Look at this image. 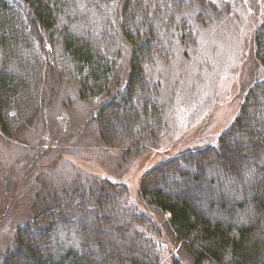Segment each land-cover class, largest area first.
I'll return each mask as SVG.
<instances>
[{"label": "trees", "instance_id": "1", "mask_svg": "<svg viewBox=\"0 0 264 264\" xmlns=\"http://www.w3.org/2000/svg\"><path fill=\"white\" fill-rule=\"evenodd\" d=\"M9 1L0 0L1 132L14 136L25 130L23 124L43 120L46 100L41 108L39 88L43 90L45 52L57 58L63 80L79 86L81 99L106 97L94 118L102 126L104 145L147 150L161 140L165 120L151 87L160 85L145 68L169 58L179 41L186 45L196 37L191 33H197L193 20L187 25L176 22L178 10L188 6L186 0ZM195 5L181 13H197ZM71 28L93 34L90 42L71 35ZM118 30L134 49L124 78L117 62L101 53L109 34ZM43 33L49 36L51 52L43 42L34 44L32 37ZM255 41L257 59L264 62V23ZM116 120L125 122V132L112 135ZM231 141L245 145L236 148H250L251 159L241 168L234 167L239 158L230 154ZM96 179L97 188L90 193L70 189L58 195L47 216L31 221V230L18 229L0 264H149L150 257L159 264L158 247L149 249L131 234L143 235V227L149 232L154 225L136 208L125 210L123 205L130 202L127 186ZM139 190L150 206L170 213L167 226L187 245L195 264H264V79L247 90L217 146L157 164ZM195 194L199 198L194 199ZM123 212L133 214V219L126 218L131 224L124 225ZM113 217L121 223L112 225Z\"/></svg>", "mask_w": 264, "mask_h": 264}, {"label": "rangeland", "instance_id": "2", "mask_svg": "<svg viewBox=\"0 0 264 264\" xmlns=\"http://www.w3.org/2000/svg\"><path fill=\"white\" fill-rule=\"evenodd\" d=\"M195 3L198 12L188 17L195 22L197 33H191L196 37L186 45L179 41L169 58H159L145 68L162 86L164 98L159 104L170 125L155 146L137 150L130 144L104 145L102 126L94 118L105 96L81 99L79 86L59 79L55 71H49L43 85V120L23 124L25 130L14 136L0 130V260L12 247L17 230H31V221L47 216L58 195L65 196L70 189L79 194L91 189L90 193L97 188L98 177L127 186L130 202L123 207L129 212L136 208L154 225L149 235L158 245L160 264H195L187 245L168 230L170 213L150 206L140 195V184L165 160L217 146L239 113L247 90L264 79V62L257 59L255 41L264 23V0H220L221 5L203 11L204 1ZM116 38L106 49L119 63L117 72L126 76L132 46L121 33ZM119 45L123 57L115 55ZM125 128V122L114 121L112 135L124 133ZM230 146L231 156L239 158L236 169L249 163L250 148H236L245 146L238 141ZM120 217L129 225L126 218L133 219V214L123 212ZM113 219L112 225L121 223Z\"/></svg>", "mask_w": 264, "mask_h": 264}, {"label": "bare ground", "instance_id": "3", "mask_svg": "<svg viewBox=\"0 0 264 264\" xmlns=\"http://www.w3.org/2000/svg\"><path fill=\"white\" fill-rule=\"evenodd\" d=\"M9 1V0H8ZM15 1H19V0H15ZM204 1V0H203ZM10 2V4L11 5H14V6H16V4L15 3H13V2H11V1H9ZM193 2H195V0H186V3L185 4H188V6H184V5H182L181 7H182V11L184 10L185 11V9L187 8V7H189V5H191ZM20 5H21V8H23V7H25V3L24 2H20L19 3ZM212 5H214V6H219V5H221L220 4V0H206V3H204V7H206V8H209L210 6H212ZM226 10V9H225ZM171 11H174V9L173 10H171ZM182 11H180L179 12V10H178V12H177V20H176V22H177V24H182L183 22H185V25H187L188 24V22L189 21H191V17H188V15H192V14H188L187 12H185V14L183 13H181ZM227 11H225V13H226ZM116 20H117V22L119 21V19H117L116 18ZM189 24H191V23H189ZM43 29V28H42ZM41 29V30H42ZM70 34L71 35H74V36H81L83 39H85V40H87V41H89L90 42V40H91V38H92V35L93 34H91V35H88V34H86V32H81L78 28H71L70 30ZM118 33H121L124 37H125V35L121 32V30H118ZM115 34H116V32H115ZM115 34L114 33H111V34H109L111 37L109 38V43H111V44H115L116 42H117V38L116 37H114L115 36ZM180 35V34H179ZM179 35H177V36H179ZM180 37V36H179ZM33 38V41H34V44H36L37 45V43L39 44V42H43V45L45 46V48L47 49V50H50V52L52 51V47H51V43L49 42V36L47 35V34H41L40 35V37H32ZM218 37H216V38H214V39H217ZM125 39L130 43V45L132 46V50L130 51V54H129V58H128V62H127V66L125 67V69H126V73L127 74H129V72H130V69H131V60H132V58H133V55H134V49H133V45L131 44V42L125 37ZM218 40V39H217ZM92 42V41H91ZM213 42V41H212ZM122 50H123V46L122 45H119L118 46V48L116 49V52H115V55H116V57H123L122 55H123V52H122ZM101 53L103 54V55H107V57L109 56V57H111L110 55H109V53H108V50L105 48V47H103L102 48V51H101ZM42 57L44 58V69H45V76H44V80H43V85H44V81H45V79L47 78V76H48V73H49V71H55L58 75H59V79H65L64 77H63V73L59 70V67H58V65L56 64L57 63V58L52 54L51 56H50V54H47V53H43L42 54ZM108 57V58H109ZM116 62H117V64H119L118 63V61L116 60V59H114ZM145 72L147 73L148 71L147 70H145ZM122 75H123V73H121ZM147 75L150 77V79H152V78H154L155 76L153 75V77L151 76V75H149L148 73H147ZM123 78L125 77L124 75L122 76ZM152 88H153V93H154V99L157 101V102H161L162 100H163V89H162V86H159L158 87V85H156V86H151ZM44 91V88H43V90H42V87L40 86V88H39V98H41V102L39 103V105L41 106V108H42V106L44 105V103H45V93L43 92ZM104 101H106V97H104ZM35 123H39V121H37V122H35ZM161 129L162 130H164V132H166V130L167 129H170V125H169V122H168V124H167V122H163V125L161 126ZM101 140V139H100ZM126 152V151H125ZM168 230L170 231V233H173V230H172V228H171V226H169L168 227ZM142 232H143V235L140 233V232H135V231H133V232H131V234H132V236L134 237V238H137V239H139V241L141 242V244L142 245H145L147 248H151V245L154 247V250H156L157 249V244H156V242H155V240L153 239V237H151L150 235H149V232H148V230L147 229H144V230H142ZM151 238V239H150ZM149 264H155V258L153 257V258H149ZM159 264H160V262H158Z\"/></svg>", "mask_w": 264, "mask_h": 264}]
</instances>
